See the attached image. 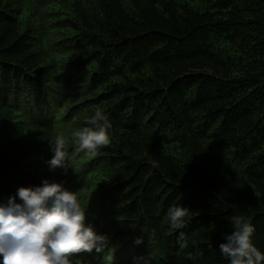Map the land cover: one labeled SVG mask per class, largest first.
Wrapping results in <instances>:
<instances>
[{
    "label": "trees",
    "instance_id": "trees-1",
    "mask_svg": "<svg viewBox=\"0 0 264 264\" xmlns=\"http://www.w3.org/2000/svg\"><path fill=\"white\" fill-rule=\"evenodd\" d=\"M96 111L110 143L77 152ZM43 179L110 237L72 264H229L240 214L264 251V0H0V201Z\"/></svg>",
    "mask_w": 264,
    "mask_h": 264
},
{
    "label": "clouds",
    "instance_id": "clouds-1",
    "mask_svg": "<svg viewBox=\"0 0 264 264\" xmlns=\"http://www.w3.org/2000/svg\"><path fill=\"white\" fill-rule=\"evenodd\" d=\"M96 111L85 126L74 133L75 151L95 154L110 143V123ZM52 158L46 161L49 171H68V152L63 134L48 141ZM192 211L183 205L168 209L172 229H183ZM232 230L224 233L219 251L229 264H264V251L253 243L255 226L244 215L231 217ZM183 233H181V236ZM143 242L137 238V245ZM110 237L88 222L86 209L76 192L62 182L43 179L39 185L19 187L14 195L0 201V264H72L77 253H99L108 247ZM133 264H151L141 255Z\"/></svg>",
    "mask_w": 264,
    "mask_h": 264
}]
</instances>
